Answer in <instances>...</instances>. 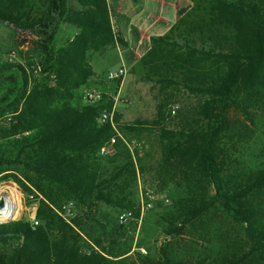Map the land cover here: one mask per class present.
Instances as JSON below:
<instances>
[{"label": "trees", "instance_id": "obj_1", "mask_svg": "<svg viewBox=\"0 0 264 264\" xmlns=\"http://www.w3.org/2000/svg\"><path fill=\"white\" fill-rule=\"evenodd\" d=\"M190 1L128 69L154 84L163 101L152 119L119 128L156 133V190H174L164 226L170 238L158 256L135 258L264 264V0ZM0 17L26 29L13 30L29 37L16 43H29L36 56L28 66L0 61V175L37 198L38 220L34 227L23 218L0 224V264L134 263L130 224L116 219L106 229L95 213L104 203L138 216L135 159L118 136L113 153L99 154L116 135L97 119L112 100L81 96L93 75L90 57L126 45L107 0H0ZM61 24L75 33L55 46ZM171 101L181 104L169 109ZM68 201L78 210L71 220L59 211Z\"/></svg>", "mask_w": 264, "mask_h": 264}, {"label": "rangeland", "instance_id": "obj_2", "mask_svg": "<svg viewBox=\"0 0 264 264\" xmlns=\"http://www.w3.org/2000/svg\"><path fill=\"white\" fill-rule=\"evenodd\" d=\"M13 30L14 29L7 28L0 23V61L8 60L20 62L26 66H28V63L34 65L36 63V56L31 53L32 50H30V44L16 43V41H19L21 39H29V37L19 35L14 32L15 30ZM56 39H60L58 33L56 35ZM58 40L55 41V46L57 43H59ZM99 66L103 68L104 64H101ZM37 71H35L33 75H31V80L40 76L39 71ZM104 71H102V73ZM102 73H99V79L91 82V84L93 85H87L81 89V96L84 88L95 87L97 89H100V91L102 92V98L103 95H105L112 100V106L110 108L113 109L114 127H112L116 131V136L120 137L125 145L132 151L136 167L138 169L137 185L133 190L137 205L139 206L140 196L146 189L154 190L158 193L159 197L154 206L146 213H144V215L139 216L138 214L137 217L135 216V219L128 226V231H126V240L130 242L132 246V249L130 251L131 255L134 254L132 258L134 259V263L131 264H139L137 263V260L135 258V253L140 252L143 255L148 254L156 257L159 254L158 251L160 245L171 236L164 232V226L166 223V213L169 209L171 197L174 190L170 186L161 191L156 190L157 183L154 180V169L160 159V149L157 142L156 133L147 129H124L122 131L119 126L127 123H132L137 119H152L156 114L158 103H161L163 100L162 96L157 90V87H155L154 84L149 81L138 79L136 75L130 73L128 70L123 77L113 80L104 79ZM181 101L184 102L186 101V99L181 98ZM179 104L181 103L171 101L166 105V107L169 109H171L172 107L176 108ZM116 113L118 114V121H116L115 119ZM115 144L113 152L115 151ZM252 149H256L255 146H253ZM4 175L5 174L0 175V188L8 182H15L19 184L11 176ZM165 198H167V201L164 200ZM36 206L37 198L33 197V194L29 192L28 196L23 199V209L20 214V218L29 220V215L35 214ZM120 210L121 209L119 208L108 206L104 203H99L95 215L106 225V229H110L115 224L117 214ZM59 211L60 214L63 213L62 206L59 208ZM71 211V214L65 215L64 218H66L67 220H71L75 213L78 212V210L75 208L74 203ZM99 230H101L100 226L96 228L95 233ZM177 239L181 243L183 249H187L190 247V244L187 242L188 238L185 235H181L177 237ZM140 247L145 248L147 252L143 253L139 251L138 249Z\"/></svg>", "mask_w": 264, "mask_h": 264}, {"label": "crops", "instance_id": "obj_3", "mask_svg": "<svg viewBox=\"0 0 264 264\" xmlns=\"http://www.w3.org/2000/svg\"><path fill=\"white\" fill-rule=\"evenodd\" d=\"M107 4L112 28L124 39L126 45L115 42L103 52L95 53L90 57L93 75L88 81V86L93 85L92 81L99 79V73L110 67L123 66L128 70L148 50L150 37L167 32L191 7L192 2L190 0H107ZM0 23L3 25L2 22ZM57 33L60 39H56L59 41L56 46H59L62 41L75 33V27L61 24ZM101 64H104L103 68L99 66Z\"/></svg>", "mask_w": 264, "mask_h": 264}, {"label": "built area", "instance_id": "obj_4", "mask_svg": "<svg viewBox=\"0 0 264 264\" xmlns=\"http://www.w3.org/2000/svg\"><path fill=\"white\" fill-rule=\"evenodd\" d=\"M126 71L127 70L123 66L108 68L102 73V76L106 80L118 79L123 77L126 74ZM82 99L85 102L96 103L102 99V92L100 91V89H97L95 87L84 88L82 91ZM97 119L100 123L109 122L114 127L113 109L103 108ZM25 133L26 132H23V134ZM115 142L116 135H112L99 148V154L106 155L113 152ZM26 196H28V193L15 182H8L0 188V224L20 219V214L23 209V199ZM158 198L159 197L157 192L152 189H146L140 196V202L138 206L139 216L144 215V213L150 210L154 206ZM164 200L167 201V198H165ZM19 204L20 210L18 209ZM72 206L73 201L64 203L62 205L63 213H61V215L63 217H65V215H70L72 212ZM134 219L135 216L131 209H123L117 214L118 223L124 226H128ZM29 220L32 227L38 224V220L34 217V215H29ZM138 250L143 253L147 252L143 247H140Z\"/></svg>", "mask_w": 264, "mask_h": 264}, {"label": "water", "instance_id": "obj_5", "mask_svg": "<svg viewBox=\"0 0 264 264\" xmlns=\"http://www.w3.org/2000/svg\"><path fill=\"white\" fill-rule=\"evenodd\" d=\"M0 22H2V23H6L7 25H10V26H12V28L14 29V30H20V31H26V29H24V28H20V27H18V26H14V25H12L11 24V22L10 21H8V20H6V19H3V18H1L0 17Z\"/></svg>", "mask_w": 264, "mask_h": 264}, {"label": "bare ground", "instance_id": "obj_6", "mask_svg": "<svg viewBox=\"0 0 264 264\" xmlns=\"http://www.w3.org/2000/svg\"><path fill=\"white\" fill-rule=\"evenodd\" d=\"M16 200H17V198H16ZM18 209L20 210V204L18 205ZM17 213V212H16Z\"/></svg>", "mask_w": 264, "mask_h": 264}]
</instances>
